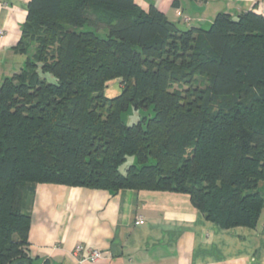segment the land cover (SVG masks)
<instances>
[{
	"label": "trees",
	"instance_id": "16d2710c",
	"mask_svg": "<svg viewBox=\"0 0 264 264\" xmlns=\"http://www.w3.org/2000/svg\"><path fill=\"white\" fill-rule=\"evenodd\" d=\"M15 50L24 65L0 84V264L32 261L38 184L185 194L221 229L257 227L264 16L182 31L135 0H31Z\"/></svg>",
	"mask_w": 264,
	"mask_h": 264
},
{
	"label": "crops",
	"instance_id": "0c3cea01",
	"mask_svg": "<svg viewBox=\"0 0 264 264\" xmlns=\"http://www.w3.org/2000/svg\"><path fill=\"white\" fill-rule=\"evenodd\" d=\"M30 2L0 0V84L24 65L15 47ZM135 2L146 12L155 7L170 22L189 29H210L220 13L264 16V0ZM25 211L31 216L30 264H264V211L254 229L225 230L208 221L185 194L113 193L56 184L36 185L27 193ZM77 245L99 250L103 257L80 263L72 256Z\"/></svg>",
	"mask_w": 264,
	"mask_h": 264
},
{
	"label": "built area",
	"instance_id": "2783aa9c",
	"mask_svg": "<svg viewBox=\"0 0 264 264\" xmlns=\"http://www.w3.org/2000/svg\"><path fill=\"white\" fill-rule=\"evenodd\" d=\"M189 22V19H186ZM4 35V31L0 29V37ZM138 224H144V220L139 219ZM72 256L75 257L80 263L85 261L97 262L103 257V253L99 250H92L84 245H77L73 252Z\"/></svg>",
	"mask_w": 264,
	"mask_h": 264
},
{
	"label": "rangeland",
	"instance_id": "374dc122",
	"mask_svg": "<svg viewBox=\"0 0 264 264\" xmlns=\"http://www.w3.org/2000/svg\"><path fill=\"white\" fill-rule=\"evenodd\" d=\"M198 86L202 89H205L206 86H207V82L205 79H202V78H198ZM107 90V91H106ZM105 92H106V95L108 97H113V96H116V95H119L120 94V91L122 90V85L120 83V81H113V82H110L106 88ZM135 120H133L134 122ZM132 122V119H130L128 121V123L131 124Z\"/></svg>",
	"mask_w": 264,
	"mask_h": 264
},
{
	"label": "water",
	"instance_id": "95a60500",
	"mask_svg": "<svg viewBox=\"0 0 264 264\" xmlns=\"http://www.w3.org/2000/svg\"><path fill=\"white\" fill-rule=\"evenodd\" d=\"M178 27L182 30V31H187L188 28L186 26H182V25H178ZM15 264H27L23 261H19V262H16Z\"/></svg>",
	"mask_w": 264,
	"mask_h": 264
}]
</instances>
